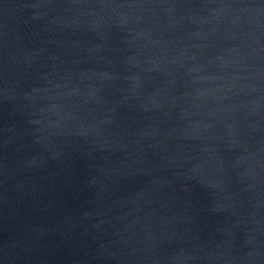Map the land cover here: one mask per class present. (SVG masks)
<instances>
[{
	"label": "water",
	"instance_id": "95a60500",
	"mask_svg": "<svg viewBox=\"0 0 264 264\" xmlns=\"http://www.w3.org/2000/svg\"><path fill=\"white\" fill-rule=\"evenodd\" d=\"M0 264H264V0H0Z\"/></svg>",
	"mask_w": 264,
	"mask_h": 264
}]
</instances>
